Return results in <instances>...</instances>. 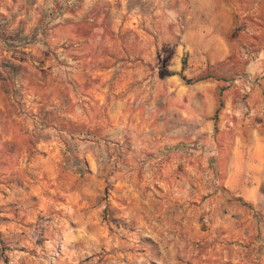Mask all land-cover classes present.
Segmentation results:
<instances>
[{
	"label": "rangeland",
	"instance_id": "1",
	"mask_svg": "<svg viewBox=\"0 0 264 264\" xmlns=\"http://www.w3.org/2000/svg\"><path fill=\"white\" fill-rule=\"evenodd\" d=\"M201 2L0 0V264H160L154 237L177 225L161 184L221 187L233 148L258 199L226 197L211 264H264V0ZM207 123L215 142L177 157L168 124Z\"/></svg>",
	"mask_w": 264,
	"mask_h": 264
},
{
	"label": "crops",
	"instance_id": "2",
	"mask_svg": "<svg viewBox=\"0 0 264 264\" xmlns=\"http://www.w3.org/2000/svg\"><path fill=\"white\" fill-rule=\"evenodd\" d=\"M201 1L202 2L197 6L201 10V14L205 12L207 15H213L214 13H218V9L221 10L225 8L231 12L232 6L227 0ZM228 21L231 22L232 20ZM204 36L203 29L201 28L199 30V38L201 41H203ZM206 37L210 39V42H214V46L216 45L221 48L228 47L227 42H225V37L218 33V30ZM186 50L191 51L188 45ZM181 91L184 92L185 90L181 89ZM229 110L230 107H227L223 114L226 115ZM223 117L225 116L223 115ZM171 127L172 126L168 124L166 132L168 142L175 143L173 150L175 153H179L176 155L177 157L187 156V154H185V148L189 143L197 142L206 144L215 142L214 135L201 133L212 127L210 123H207L205 128L200 127L199 134H192L190 130H186V127H190L186 124L177 125L173 129H171ZM158 129L163 133L165 132V128L161 123H159ZM237 142H240V140L237 139ZM182 149L185 151L182 152ZM215 154V150L209 151L206 147L199 151V155L205 157L206 160L208 157ZM226 154V166L216 169L219 176H224V184L221 185V187L216 185L213 186L211 183L209 187L208 185H202L198 183V181L200 182L199 179L196 183H193L190 177H188V179L191 181V184L184 185L177 179V184L173 189L164 188L161 184V189H163L161 195L164 196L162 192H165L169 195L170 200L167 198L158 199L159 206L162 208L159 211V219L165 222L168 218V214H170L172 216L170 220H173V223L177 225L176 229L172 230L170 228V230L163 233L164 235L160 237L153 236L154 239L163 240V242L157 240L158 251L157 253L154 252V256L157 257L156 260L158 263L211 264L217 256L221 258L225 237L223 225L225 223V217L231 216L230 210H227L228 201L226 197H241L245 201H257V188H249L239 182L240 172H238L236 167L239 150H237V148L229 149ZM203 171L202 168L198 167L186 168L187 176L195 175L194 180L198 178L196 176L202 175ZM192 183L196 188H192ZM229 204L232 203L230 202ZM203 222L206 223V227L203 225L205 231L202 230ZM161 230H163V228H161Z\"/></svg>",
	"mask_w": 264,
	"mask_h": 264
},
{
	"label": "trees",
	"instance_id": "3",
	"mask_svg": "<svg viewBox=\"0 0 264 264\" xmlns=\"http://www.w3.org/2000/svg\"><path fill=\"white\" fill-rule=\"evenodd\" d=\"M186 68V61L183 63V70ZM181 76H182V78H183V80H185V81H187L189 84H195V83H198V82H200L202 79H194V80H187L186 79V77H184L182 74H181ZM211 76H208V77H205V78H203L204 80H206V79H209ZM222 93V92H221ZM222 95V94H221ZM223 106H224V103H223V101L221 100L220 101V103H219V107H218V109H217V112H216V114H215V116H214V118H215V120L218 118V114H219V112H220V110L223 108Z\"/></svg>",
	"mask_w": 264,
	"mask_h": 264
}]
</instances>
